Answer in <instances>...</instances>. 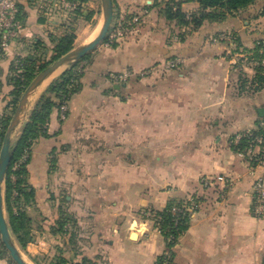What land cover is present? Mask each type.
Segmentation results:
<instances>
[{"label": "crops", "instance_id": "obj_1", "mask_svg": "<svg viewBox=\"0 0 264 264\" xmlns=\"http://www.w3.org/2000/svg\"><path fill=\"white\" fill-rule=\"evenodd\" d=\"M19 1L26 24L0 59L1 113L11 108L16 58L30 53L38 39L53 46L72 19L77 43L82 27L104 14L102 0L83 2L79 14L73 2L70 8L59 0ZM156 1L114 0L121 23L118 45L102 43L95 50L65 116L55 108L50 135L32 147L28 171L36 202L28 213L35 240L22 247L13 234L30 264H49L60 255L75 262L88 257L93 264H155L167 252V241L140 211L162 209L171 199L192 201L173 264H263L264 218L252 207L253 185L264 176V164L242 154L233 140L264 126V89L246 90L234 59L237 45L252 49L264 41V15L253 5L191 30L168 20ZM182 7L193 12L200 3ZM89 10L92 20L85 18ZM221 34L235 39H216ZM176 58L181 64L169 72L142 74ZM247 68L252 78L253 63ZM62 71L36 93L31 109ZM112 74L127 79L114 81ZM61 205L72 218L66 232L56 231ZM0 264L16 263L9 253L0 256Z\"/></svg>", "mask_w": 264, "mask_h": 264}, {"label": "trees", "instance_id": "obj_2", "mask_svg": "<svg viewBox=\"0 0 264 264\" xmlns=\"http://www.w3.org/2000/svg\"><path fill=\"white\" fill-rule=\"evenodd\" d=\"M77 3L76 11L79 14L81 4L89 0H66ZM196 1L200 3V9L193 12L183 10V3ZM259 0H157L154 6L168 20L176 21L180 26H187L191 30L199 29L206 21L222 22L229 15L237 14L249 9L253 5H259ZM114 2V0H113ZM18 8L17 19L22 27L26 24L25 6L16 0ZM260 6V14L264 15V3ZM94 11L89 10L85 15L87 20H92ZM131 16L128 18L130 19ZM74 19L66 31L54 39V45L48 46L45 41L38 39L31 44V51L27 55L19 56L18 62H13L10 81L14 86L9 104L11 108L5 113L0 112V150L6 135V131L17 108L19 100L34 80L45 68L69 52L76 46V27ZM118 11L114 9V18L108 36L103 43L118 45V40L112 41L111 35L116 30ZM1 40V35H0ZM240 45V44H239ZM249 58L257 59L259 63L254 65L255 73L250 79L254 90L264 89V41H259L252 49H245ZM94 52H90L78 61L69 65L64 71L52 80L41 95L28 119L22 125V132L18 138L13 139V156L8 168L4 183V204L10 228L22 247L35 240L33 233V218L28 213V206L36 202V189L29 182L28 163L30 161L32 147L36 140L49 136L48 124L55 108H61L63 104H69L72 98L83 88V76L89 63L94 58ZM248 80V79H247ZM246 80H244V84ZM254 135L264 134V126L252 130ZM252 136H243L236 148L247 151ZM256 162H258L256 160ZM65 201L66 198L64 197ZM191 200L171 199L162 209L146 208L145 211L154 213L156 227L161 231L167 241V252L159 255L155 264H173L174 247L179 238L187 231L191 218ZM147 217V216H145ZM71 213L67 205H61L60 217L56 223V231L66 232L68 223L71 222ZM9 254L3 242H0V256ZM14 262V261H13ZM264 262V261H263ZM49 264H93V261L84 257L82 261H70L65 256H56Z\"/></svg>", "mask_w": 264, "mask_h": 264}, {"label": "water", "instance_id": "obj_3", "mask_svg": "<svg viewBox=\"0 0 264 264\" xmlns=\"http://www.w3.org/2000/svg\"><path fill=\"white\" fill-rule=\"evenodd\" d=\"M1 1V0H0ZM104 21L100 31L96 36L79 46H75L69 52L61 56L43 71H41L34 80L29 84L22 94L17 108L12 116L6 135L0 150V234L3 243L8 249L11 258L16 264H30L22 256L12 230L10 228L5 204H4V183L10 162L13 156V135L16 129L25 122L27 115L31 112V104L35 98L36 93L52 79L53 75L59 71L66 69L72 63L78 61L86 54L93 51L98 45L103 43L109 34L113 18H114V2L113 0H102ZM62 71V72H63ZM263 112V109H260ZM264 264V262H263Z\"/></svg>", "mask_w": 264, "mask_h": 264}, {"label": "built area", "instance_id": "obj_4", "mask_svg": "<svg viewBox=\"0 0 264 264\" xmlns=\"http://www.w3.org/2000/svg\"><path fill=\"white\" fill-rule=\"evenodd\" d=\"M43 4L50 3L55 0H39ZM63 1L67 7L73 8L74 4L72 2L66 0ZM18 12V8L16 5V0H1L0 1V59L5 55V51L9 46L10 42L16 37L19 31L22 29V23L17 19L16 15ZM118 34H114L112 41L116 39ZM114 38V39H113ZM255 59L250 58V63H253ZM18 58L15 59V62H18ZM264 63V59H262ZM180 61H170L168 66L174 67L179 65ZM115 79H120L125 81L127 79V75H118L112 74ZM68 104H63L61 107V111L63 116L67 111ZM252 136L253 139L250 141L249 147L247 151H240L244 155H250L252 159L257 160L258 163L264 164V134L254 135L253 131H246L244 133L236 135L233 142L235 146H238L243 136ZM253 213L255 216L264 218V176H259L253 185Z\"/></svg>", "mask_w": 264, "mask_h": 264}, {"label": "rangeland", "instance_id": "obj_5", "mask_svg": "<svg viewBox=\"0 0 264 264\" xmlns=\"http://www.w3.org/2000/svg\"><path fill=\"white\" fill-rule=\"evenodd\" d=\"M259 5L263 4L264 3V0H259L258 1ZM103 21H104V14L100 11V13H98V15H96V18H94V22L92 24V26H87L85 25L84 28L82 27L81 31H80V35H78V40H77V43H76V46H79V45H82L84 43H87L88 41L92 40L96 34L100 31L101 27H102V24H103ZM139 20L136 19L132 22V25L131 26H134L135 24H137L136 22H138ZM121 23L119 22V24L116 26V30L113 31L112 33V37L114 34H118L117 36V40L120 39V32L119 31V27H120ZM96 26V27H95ZM190 31V30H189ZM178 34V32L176 33ZM179 38L181 37V34L179 33L178 34ZM228 39V41H234V37L233 35L231 36L230 34H221L219 36H217L216 39ZM114 39V38H113ZM115 40V39H114ZM113 40V41H114ZM112 43V42H111ZM111 43H109L111 45ZM78 44V45H77ZM102 44V43H101ZM100 44V45H101ZM98 45L93 51L91 52H95V50L100 46ZM237 45V43H236ZM112 46V45H111ZM236 54H235V65L237 66V71H239V76H240V83L242 86H244L246 88V90H250V91H255L254 90V87L251 86V83H250V79H251V76H247L249 75L246 71V69L248 70L249 68L248 67V63H250V58H249V53L245 50L244 47H238L237 45V49L235 50ZM175 60H178L181 62V59L180 58H176V59H168V60H165L164 62L162 63H159V64H155V65H151L150 67L146 68L145 70L142 71V74L143 75H148L149 73H152V72H157V73H160V74H163L164 72H169L170 70H173L174 68H177L181 63H179V65L177 66H174V67H170L168 66V63L170 61H175ZM233 59H231V62H232ZM233 63V62H232ZM258 62L257 59H255L253 61V66L256 65ZM234 64V63H233ZM239 65V66H238ZM247 66V67H246ZM128 73V72H127ZM126 74V73H125ZM123 74V75H125ZM114 78V77H113ZM115 79V78H114ZM248 79V80H247ZM244 80H246V83L244 84ZM114 81H118V82H121L123 80H120V79H116ZM145 183H141L140 184V187H145ZM156 209V208H154ZM140 214L143 215V216H147L148 218H151V217H154V213L151 212V211H145V210H141L140 211ZM154 221V220H153Z\"/></svg>", "mask_w": 264, "mask_h": 264}]
</instances>
